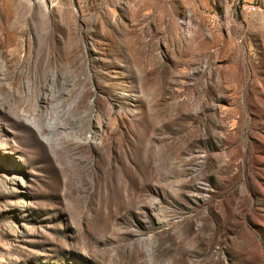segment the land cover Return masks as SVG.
Listing matches in <instances>:
<instances>
[{"label":"rangeland","instance_id":"1","mask_svg":"<svg viewBox=\"0 0 264 264\" xmlns=\"http://www.w3.org/2000/svg\"><path fill=\"white\" fill-rule=\"evenodd\" d=\"M0 264H264V2L0 0Z\"/></svg>","mask_w":264,"mask_h":264},{"label":"crops","instance_id":"2","mask_svg":"<svg viewBox=\"0 0 264 264\" xmlns=\"http://www.w3.org/2000/svg\"><path fill=\"white\" fill-rule=\"evenodd\" d=\"M244 4H254V5H261L264 0H241Z\"/></svg>","mask_w":264,"mask_h":264},{"label":"built area","instance_id":"3","mask_svg":"<svg viewBox=\"0 0 264 264\" xmlns=\"http://www.w3.org/2000/svg\"><path fill=\"white\" fill-rule=\"evenodd\" d=\"M255 6L254 4H244V8L249 11V10H253L255 9Z\"/></svg>","mask_w":264,"mask_h":264}]
</instances>
